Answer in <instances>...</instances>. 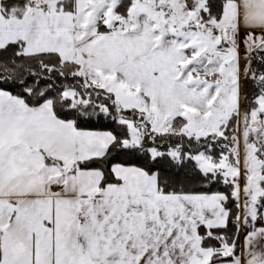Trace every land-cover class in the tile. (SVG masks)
Listing matches in <instances>:
<instances>
[{"label": "snow or ice", "instance_id": "obj_1", "mask_svg": "<svg viewBox=\"0 0 264 264\" xmlns=\"http://www.w3.org/2000/svg\"><path fill=\"white\" fill-rule=\"evenodd\" d=\"M0 264H264V0H0Z\"/></svg>", "mask_w": 264, "mask_h": 264}]
</instances>
